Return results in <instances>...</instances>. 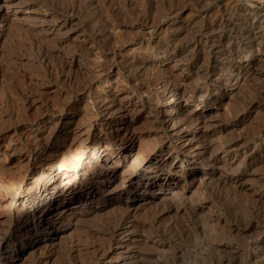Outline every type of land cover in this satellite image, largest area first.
I'll list each match as a JSON object with an SVG mask.
<instances>
[{"label": "rangeland", "instance_id": "obj_1", "mask_svg": "<svg viewBox=\"0 0 264 264\" xmlns=\"http://www.w3.org/2000/svg\"><path fill=\"white\" fill-rule=\"evenodd\" d=\"M14 1L12 5L0 8V241L12 237L21 248L17 252L16 246H0L3 257L0 264H35L38 256L41 257L38 264H94L99 256L97 249L99 253L106 250H111V253L96 264H120L124 255L129 256L127 264H175L177 259H180L179 263L186 264L198 256L200 248L206 246L203 236L195 232V221L200 227L205 225L203 223L207 217H216L217 221L209 219V228L206 229H213L216 239L233 238L234 235H229L230 230H242L245 221L255 213L264 215V140L260 139L262 134H255L257 128L264 129V55L263 60L256 63L254 59L259 56H248L247 50H244L240 53L241 60L251 64L250 69L246 74H238L236 80L237 70L224 64L228 55L216 59L214 71L217 73L209 77V90L212 94L217 87L222 90L226 83L220 80L232 75L229 93L221 102L217 100L209 106L213 110L207 119V123L212 124L211 133H199L190 143L194 149L202 141L208 140V151L214 150L221 140H239L230 150L227 160L232 159L236 150H246L232 161V168L227 172L242 176L241 185L223 179L220 181L223 175H219L218 169H211L205 156L193 166L197 175L191 186L185 185L174 191L157 190L150 202L139 201L132 205L129 213L135 220L147 225L133 236H123L119 246L108 241L106 236L107 228L125 212L117 199L116 193L122 188L120 177H117L104 191H96L90 202L86 200L87 203L80 208L82 212L78 213L75 209L77 216L67 214L60 221L51 245L27 246L31 239L41 241V236L47 232L40 228L34 235L24 233L27 223L20 218L26 206L24 197L34 186L47 189V185L38 175V162L29 165L23 155L39 142L35 141L36 137L41 142L51 140L52 114L65 112L56 127L62 128L63 122L68 121L72 122L69 127L72 130L91 119L100 103L109 105V98L115 97L116 101L113 106L109 105L108 111L112 112L111 128H119V112L113 109L128 104L129 100L138 104L148 99L155 76L180 82L182 90L187 93L196 88H206L201 82L209 47L202 42L194 44L190 39L199 31L205 33L206 24L214 22L215 30L206 33L215 37L221 30L224 31L225 26L233 24L234 18L244 20L240 29L242 32L251 31L249 26H253V30L258 27L264 29V0ZM169 7L178 11L176 21L171 25L157 26L152 23L135 27L142 24L146 16L152 21H162ZM206 9L203 17L202 11ZM222 16L226 21L224 26L219 23ZM225 29L228 31V26ZM92 32L103 35L97 38L99 41L85 37ZM235 34L233 32L232 36ZM141 37H144L143 43L138 41ZM170 37L177 39V53L171 59L156 60L152 54L156 49L154 43ZM149 38L150 41L147 40ZM253 41L252 36L248 35L244 45ZM112 45L117 47L114 58ZM114 61L121 65L123 62H136L134 69L140 72L136 82H128L127 76L123 77L117 71L112 72L108 82H105L103 77ZM139 82L141 89H137ZM219 83L220 86H216ZM133 86L139 91H133ZM75 95L78 96L77 101L70 109H65ZM103 98L108 100L104 101ZM194 104L190 102L186 109H191ZM216 105L219 106L215 108ZM146 113L133 118V127L139 138L135 139L126 164L119 168L121 174L136 170L139 161L156 146L157 138L155 132L150 130ZM43 115H47V119L40 122L36 130L22 126ZM35 133H39L38 136L31 137ZM28 135L29 139L26 138ZM61 140L65 141L61 143ZM243 141L244 145L241 144ZM77 143V137L73 134L65 139L61 136L52 138L50 145L59 147L62 144L57 156L59 163L55 162L60 171H71L78 153ZM244 153L257 156L251 159ZM183 158L189 160L190 157L184 155ZM127 188L139 196L146 194L142 189H137L135 183ZM106 198L110 199L103 206ZM181 201L187 204L177 211L174 208L166 211L164 208ZM91 206L97 209L90 210ZM151 222L158 229L174 226L175 235L161 240L149 238L144 230L151 228ZM28 223L32 225L35 222L31 219ZM50 249L51 253L48 252ZM235 250L241 255L254 252V248L246 251L240 245Z\"/></svg>", "mask_w": 264, "mask_h": 264}, {"label": "bare ground", "instance_id": "obj_2", "mask_svg": "<svg viewBox=\"0 0 264 264\" xmlns=\"http://www.w3.org/2000/svg\"><path fill=\"white\" fill-rule=\"evenodd\" d=\"M13 1L14 0H0V8L2 6H10L14 4ZM250 10L256 12L255 9ZM161 11H164V9ZM206 13L207 9L203 10L202 16L204 17ZM177 15L178 11H175L169 7L165 10V14L163 15L164 19L162 21H152L148 18V16H146L145 19L142 20V24L136 25L135 27H143L144 25L149 24L153 25L154 23L157 26L161 24L165 26L171 25L176 21ZM223 17L224 16L220 18L221 20L219 23L224 26V22L226 21ZM233 21V24L230 26L227 25L229 29L228 31L225 29L227 26H225L224 31L221 30L222 32L219 34L217 33L218 35L215 37H211L206 33L207 31L209 32L215 30L214 26H216V24L214 22L206 24L205 33L199 31L198 34L194 35L190 39V41H192L194 44L202 42L204 44H208L209 47L207 49L209 53L208 61L203 72V81L201 82L206 88H194L195 90L187 93L185 90H182V84L180 82L170 81L160 76H155L154 78L152 77L153 79L150 85L152 88L148 99L142 100L138 104H136L137 101L130 102L129 100L128 104L124 106H118L113 109L119 112L117 118L118 124L120 125L118 126L119 128L113 129L111 128V122L113 119L110 117L112 112L110 113L108 111V107L114 105V102L116 101L115 97L109 98L110 106L103 104V102L100 103L98 108H96L94 113H92L93 115L91 116V119L89 118L87 122L76 126L72 130L69 128L72 122L68 121L63 122L64 126L62 128H57V124L61 122V119L66 113H58L57 111H54L58 114H52L54 116L51 117V121L53 123V128L50 129V135H52L51 140L52 138H59L60 136L64 137L65 139L72 134L77 137L78 143L76 146L78 153L76 154L77 156L75 155L76 159L70 168L71 171H60V168L56 166L57 164L55 165L57 156L59 155L58 152L61 149L62 144H59V147H54L53 145H50L51 140H45L46 138H44L45 141L41 142L40 139L36 137L39 133L31 135V137L37 138L35 141L39 142H36V144L34 143L35 146L31 150V147L29 148L30 152L23 156L29 165H34L38 162V175L39 177L43 178L44 184L47 185V189L34 186L33 189L25 195L23 202L26 206L22 211L20 218H22L27 223V228L24 232L25 234H37L40 228H42V231H46L47 233L45 232L46 234L41 236V241L31 239L27 246L41 247V245H43L44 247V245L47 246V244L51 245L50 242L57 234V227L58 224L61 223L60 221L64 220L67 214L74 217L75 215L77 216L78 214L74 213L75 209H77L78 213L82 212L80 208L82 205L87 203L86 200L89 199L88 202H90L91 197L96 193V191H104L105 188L108 187V185H110L117 177H120L119 182L120 186H122L119 192L116 193L117 199L125 212L119 216L113 225L107 228L108 231L106 233L108 234L106 236L108 241H113L116 244L118 243L119 246H121L120 239H122L123 236H133V234L138 233L140 228L144 229V227L147 225H145L144 222L135 220L134 217L129 213L132 205L139 201H144L146 203L150 202L155 195L153 193L157 190L165 191L172 189L174 191L185 185H187V187L191 186V183L195 180L197 175V171L193 169V166L196 164L195 162L203 160L205 156V161L211 167V169H218L220 171L219 175H223V177L219 179L220 181L224 180L234 185H241L240 180L242 176L233 175L227 172L232 168V161H234L240 153H243L246 150H236L232 155V159L230 161L227 160L230 150L239 140H221L219 141L220 143H218V145H215L214 150L208 151V140L202 141L201 144L197 146L198 148L193 149L190 145V143L196 139V136L199 133H211L212 124L209 122L207 123V119L213 110L212 108H209V106L213 105L217 100L221 102L228 96L229 83L233 80L232 75H226L225 78L220 80L225 81L226 83L224 84L222 90L217 87L215 93L212 94V92L209 90V86L211 84L209 77L211 74L217 73L214 71V67L217 65L216 59L221 55H228L226 58L227 62L224 64L228 68L237 70V75L234 80H236L238 74H246L250 69L251 64H246L241 60L240 53H242L244 50H247L246 54L248 56H259L255 57L256 59H254L256 63H259L263 60L264 29L258 27L256 30H253L254 27L249 26L251 31L242 32L240 29L243 28L242 26L244 24V20L234 18ZM220 29L221 28H219V30ZM233 32L236 33L234 36H232ZM102 35L103 34L101 32H97V34L92 32L85 37L90 38L91 40L99 41L97 38ZM248 35H251L254 41L250 42V44L244 45V39ZM110 38L112 37H109V39ZM147 40L150 41V38ZM176 40V37H170L169 39L166 38L163 42L154 41L156 49L152 54L155 56L156 60L173 58L174 53H177L179 47ZM138 41L143 43L144 37L139 38ZM116 49L117 47L114 45L111 52L112 57L115 56ZM123 63L121 65L118 63V61H114L109 66L108 71L106 70L107 72L103 77L104 81L108 82V78L112 72L117 71L121 74V76L126 75V80L128 82L133 80L136 82V79L139 76L138 73L140 74L138 70L135 71L134 69L136 67V62L128 61ZM131 69L132 72L129 73ZM138 86L139 87H137V89H141L142 85L140 82L138 83ZM216 86H220V83ZM137 89H134L133 86L132 90L138 92L139 90ZM77 99L78 96L69 101L65 105V109H70ZM103 100L106 101L108 99L103 98ZM190 102H195V104L191 109L188 110L186 107ZM218 106L219 105H216L215 108ZM52 112L53 111L51 110V113ZM143 112H147L146 114L150 120V130L155 132L157 138L156 146L139 161L136 170L133 169L134 171L121 174V170L119 168L126 164L125 160H127L132 145L135 139L138 137L137 131L133 127V118H137V116ZM46 117L47 115H43L41 117L38 116V118H34V120L28 122L27 125L24 124L22 126L29 128L28 130H36L40 122H45L47 119ZM106 128H108V130ZM263 130L259 127L257 128V132H255V134H262L260 139L264 140ZM29 136L30 135H28L26 138ZM63 141L61 140V143ZM241 144L244 145L245 141H243ZM258 151L259 150L255 152ZM244 154H246L251 159H254L257 156L253 153ZM46 155L49 156L46 157ZM184 155L189 156V160L184 159ZM64 160L66 159L64 158ZM64 160L63 162H65ZM183 161H186V163H183ZM65 163H63V165ZM56 180L57 182L54 183ZM132 183H135L136 188L142 189L143 192H146V194L139 196L138 193H135L130 190V188H127ZM109 199L110 198L104 199L103 202L105 203L103 206L107 204ZM186 204V201H181L177 204L171 203L166 205L164 208L166 211L172 208L177 211ZM95 206L89 207L90 210L91 208L96 210L98 207L96 206L97 208H95ZM31 219L33 222H35L32 225L28 223V221ZM209 219H215L216 221L218 220L216 217L209 216L203 223L205 225H201L200 227L195 221V232L197 235L199 234L203 236L206 246L200 248L198 256L194 257L192 261L189 263L187 262L186 264H264V215L259 216L255 213V216L245 221V225L242 230H237L235 232L230 230L228 227L230 234L228 233L229 231L227 233L229 235H234L233 238L231 236V238L226 237L220 239L215 238V232L213 229H206L209 228L207 226ZM149 224L151 228H148V225L147 228L149 230H144L149 238L161 240L164 237H172L175 235L173 233L175 229L172 225L158 229L151 225L153 222ZM8 245H13L14 247L16 246L15 248L17 252L20 251L21 247L16 245L12 237H10L8 240L2 239L0 241V246ZM237 245L242 246V248L246 249V251L247 249L254 248V252L251 254L246 253L241 255L237 250H235ZM51 249L48 250L49 253H51ZM96 252H98L96 254H99V256L94 264L97 262L99 263V261L102 262L106 257H108L109 253H111V250H106L102 253H99V249H97ZM1 254L2 252L0 253V263L3 261ZM127 257L129 256L124 255L122 257V263L120 264H127ZM179 260L177 259L174 261V263L181 264L179 263ZM40 261L41 257L38 256L37 259L35 258L34 263L38 264ZM80 263L78 262V264Z\"/></svg>", "mask_w": 264, "mask_h": 264}]
</instances>
